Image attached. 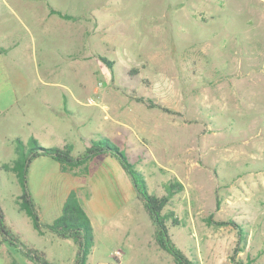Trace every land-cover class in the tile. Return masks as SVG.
Returning <instances> with one entry per match:
<instances>
[{"label":"rangeland","instance_id":"1","mask_svg":"<svg viewBox=\"0 0 264 264\" xmlns=\"http://www.w3.org/2000/svg\"><path fill=\"white\" fill-rule=\"evenodd\" d=\"M99 1L106 3L97 11L76 13L92 18L86 34L79 33L76 59L50 51L42 60L39 41L35 51L25 41L0 55L3 223L24 241L34 233L15 202L16 175L2 168L17 157V138L34 137L44 147L70 143L79 156L93 139L108 137L148 192L160 196L170 181L182 183L162 214L171 240L191 261L264 264V1ZM0 16L10 19L3 10ZM68 39L62 34L51 45L71 49L76 40ZM89 52L94 56L84 59ZM118 161L99 154L86 171L79 165L63 172L52 157L33 159L27 184L39 218L52 223L74 189L93 230L86 264H176L155 243L156 227ZM102 168L114 170L112 183ZM228 220L241 235L216 224ZM61 243L46 258L72 264L76 245ZM7 246L0 245V264H8Z\"/></svg>","mask_w":264,"mask_h":264},{"label":"trees","instance_id":"2","mask_svg":"<svg viewBox=\"0 0 264 264\" xmlns=\"http://www.w3.org/2000/svg\"><path fill=\"white\" fill-rule=\"evenodd\" d=\"M51 11L67 19L75 18V16L68 15L56 9H52ZM7 50V47L0 45V54ZM108 64L111 66L112 62ZM137 99L139 102L146 103L149 107H158V109L162 111L174 112L153 99L143 97H138ZM72 150L73 145L70 143H66L62 147H44L34 137H31L27 143L24 142L22 138H17L15 140V152L17 157L14 158L11 163L4 162L2 164L3 169L7 172H13L16 175L15 178L21 186V193L17 196L15 202L18 209L24 211V213L30 217L34 227L39 230L41 228H46L56 235L61 236V238H69L74 242L76 245V254H74L72 264H86L87 255L90 254L91 245L93 243V230L88 218L89 216L80 204L79 196L74 189L70 190L67 197H65L60 215L55 217L51 224H42L27 184L29 165L33 159L41 155L55 159L63 172L71 170V168L79 165L83 166V171H86L88 161L99 154H108L117 158L124 173L131 178L138 200L146 209L150 219L156 227L154 237L155 243L161 249L170 252L176 264H197L196 261H191V259L173 243L165 223V216L162 214V210L168 201L171 200L175 194L182 191L183 185L180 181L173 180L166 184V193L163 195L159 196L155 195V193L148 192L144 177L134 167L127 154L121 151L119 146L108 137L93 139L85 148L84 153L79 156L73 155ZM2 214L0 209V231L2 232L4 241H9V244L14 246L16 243H19L23 247V255L36 264H55L49 262L41 250L25 245L16 235H12L11 230L8 229L2 221ZM176 219L177 218L174 219V222H176ZM216 224H229L234 228H238L240 230V235L242 234L240 225L234 220L220 221Z\"/></svg>","mask_w":264,"mask_h":264},{"label":"crops","instance_id":"3","mask_svg":"<svg viewBox=\"0 0 264 264\" xmlns=\"http://www.w3.org/2000/svg\"><path fill=\"white\" fill-rule=\"evenodd\" d=\"M105 3V1L97 2V0H0V13L3 10L6 14L10 16L11 19L6 20V18H1L0 16V45L8 48L6 52L1 53L0 55H9V53L12 52L14 47L18 46L21 42L25 41L31 42L33 45L30 48L34 49L35 51L38 47L36 42L39 41V57L42 60L43 58L49 59V54L47 52L50 51H61L62 53L66 54L69 59H76L77 56L73 54L79 53V33H81V36L84 33L86 34L87 30L90 27V25H87L90 24V12L97 11V7H104ZM52 9L65 12L68 15L75 16V18L67 19L61 17L58 14L53 13L51 11ZM79 12L89 14L87 16L85 14H83V16L81 14H76ZM16 30H18L17 37L16 35H14ZM62 34L68 35V38L70 37V39L68 40H71V42H73L72 40L74 39L76 40L75 46L73 48L68 49L70 47H67L65 49H61V46H53L54 42L57 41V36H60ZM26 38L28 39L26 40ZM81 39L83 40V38ZM4 41H10L11 43H5ZM85 55L86 56L84 57V59L94 56V54L91 52L85 53ZM12 73L15 74L17 72L13 71ZM112 157L113 156H111V158ZM114 167L119 170V166L116 165ZM100 172L101 177L103 179L105 178V182H113L112 178L114 177V175L111 174L114 173L113 169L111 172L105 168H102L100 169ZM70 190L71 188H69V190L65 192V197H67V194ZM65 197L63 198L65 199ZM64 199H61L60 201L62 202V204ZM34 202L35 204H37L35 200ZM42 220V224H51L46 223ZM33 229L34 233L31 234L30 240L24 241L21 237H17L22 242L24 241L23 243L25 245L41 250L45 258L47 257V250L49 251L51 247L56 245L61 246L62 241L69 239L61 238V236L56 235L54 232L46 228H41L39 230L33 225ZM0 245H8L7 247H9L7 248L8 252L6 253L8 254V256L6 257L8 264H35V262L29 260L23 255V251H21V245L19 243H16L15 246L10 245L9 242L4 241L3 235L1 234ZM158 257H163V255L160 254ZM54 259L55 258L53 256V260ZM157 261H155L156 264L162 263L160 259ZM165 261L170 262L171 260L166 259ZM49 262L55 263L53 261ZM55 264L60 263L56 262Z\"/></svg>","mask_w":264,"mask_h":264},{"label":"built area","instance_id":"4","mask_svg":"<svg viewBox=\"0 0 264 264\" xmlns=\"http://www.w3.org/2000/svg\"><path fill=\"white\" fill-rule=\"evenodd\" d=\"M263 1H264V0H263ZM115 254H116V256H120V255H122L121 251H118V250L115 252Z\"/></svg>","mask_w":264,"mask_h":264}]
</instances>
